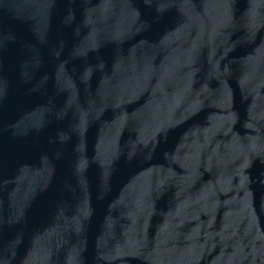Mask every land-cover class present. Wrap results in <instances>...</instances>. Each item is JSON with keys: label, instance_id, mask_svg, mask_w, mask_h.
Returning a JSON list of instances; mask_svg holds the SVG:
<instances>
[{"label": "water", "instance_id": "95a60500", "mask_svg": "<svg viewBox=\"0 0 264 264\" xmlns=\"http://www.w3.org/2000/svg\"><path fill=\"white\" fill-rule=\"evenodd\" d=\"M0 264H264V0H0Z\"/></svg>", "mask_w": 264, "mask_h": 264}]
</instances>
